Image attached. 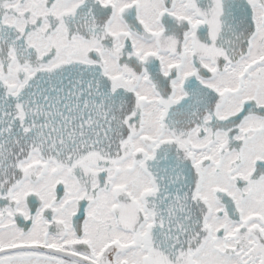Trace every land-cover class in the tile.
Listing matches in <instances>:
<instances>
[{
    "label": "snow or ice",
    "instance_id": "1",
    "mask_svg": "<svg viewBox=\"0 0 264 264\" xmlns=\"http://www.w3.org/2000/svg\"><path fill=\"white\" fill-rule=\"evenodd\" d=\"M0 264H264V0H0Z\"/></svg>",
    "mask_w": 264,
    "mask_h": 264
}]
</instances>
